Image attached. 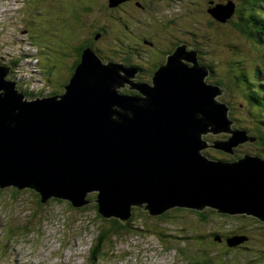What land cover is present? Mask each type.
I'll list each match as a JSON object with an SVG mask.
<instances>
[{"label":"water","instance_id":"water-1","mask_svg":"<svg viewBox=\"0 0 264 264\" xmlns=\"http://www.w3.org/2000/svg\"><path fill=\"white\" fill-rule=\"evenodd\" d=\"M209 13L226 23L235 5ZM10 72L0 66L1 188L32 189L42 203L56 198L73 207L96 192L106 219L128 220L140 206L152 216L213 208L264 221V158L223 161L204 153L234 156L250 139L236 138L229 104L217 100L226 89L208 81L210 69L187 44L173 49L151 82L137 81L135 67L105 62L91 47L60 94L30 100L7 79ZM208 134L230 137L211 143Z\"/></svg>","mask_w":264,"mask_h":264},{"label":"rangeland","instance_id":"rangeland-1","mask_svg":"<svg viewBox=\"0 0 264 264\" xmlns=\"http://www.w3.org/2000/svg\"><path fill=\"white\" fill-rule=\"evenodd\" d=\"M70 1L72 0H49L48 3L51 2V4L59 3L56 6H59L60 10L51 7L50 16L45 14L44 20L48 22L53 19L55 23L61 19H57L58 15L68 17L72 8ZM87 1L93 7L90 12L78 10L80 17H83V20H93L97 26L106 24L110 30L105 32L104 39L96 44V48L101 49L100 57L105 62L112 60L121 63H124L126 58L133 67L143 66L145 71L138 74L140 77L137 79L151 81L153 72L163 65V58L166 62L168 55L177 44L185 43L189 49H197L201 62L213 65V70L215 69L211 72L213 76L208 77V81L214 83L216 80H221L228 86L217 100L229 104L228 114L229 119L233 121L232 129L241 132L236 135V138L244 136L243 138L250 139L237 146L234 156L250 153L264 158V108L256 106V103L250 105L246 98L252 89H256V96L264 97V89H260V87L264 88V54H261L264 53V48L260 44L257 47L256 42L244 38L233 24L238 22V12L243 11L245 16L249 17L251 12L246 10L245 6H241L238 0H217L219 4L235 5L233 22L225 23L208 13L209 8L217 4L212 3L211 7L212 0L156 1L154 6L156 8L147 12H141L132 6L129 15L116 13L114 16L108 15L109 0H83L81 3ZM15 4L16 2L11 0H0L2 25L13 20L11 13H15ZM258 6L264 9V0ZM47 7L48 5H44V8ZM20 16L19 14L18 28L9 40L17 41L18 39L20 42L27 39L26 26L20 33L22 24ZM122 22L129 25V28H124ZM45 35L42 41L50 46L51 40L48 38V33ZM143 35L148 36L147 38L155 45L150 46L149 41L146 43ZM36 39L37 37L34 38L35 41ZM7 43L8 41L4 45L0 43V56L7 52L18 55L20 48H16L17 43L6 45ZM51 45L53 48L56 46ZM28 49L35 50L33 46H29ZM43 57L41 55L39 65L41 63L45 65L48 62ZM33 58L37 57H28L31 62L27 59L28 69L22 65L26 63L23 57L16 66L22 76L32 82L19 83L21 91L27 89L26 93L32 90L35 93L42 92L44 96L55 95L49 92L60 91L62 86L56 80L52 82L46 80L48 86L39 75L32 76L37 74L34 63L38 64V60ZM61 67L62 65L54 70L50 68L53 79L56 78V70L61 72ZM257 67L262 71V75L256 80L247 79L244 82L237 79L242 72L250 74L251 71L255 72ZM150 70L153 71L151 75ZM246 83L253 86L245 90ZM62 92L63 90L56 94ZM258 102L264 104L262 99H258ZM260 134L263 135V139L258 138ZM228 137H230L229 134L205 136L211 143L212 140ZM252 137L256 139L252 141ZM257 140H262L263 145L258 144ZM206 151L212 157L225 159L232 157L213 148H207L204 153ZM31 190L22 189V193L16 195L17 197L13 195V192L0 195V264H88L89 246L94 239V234L102 225V221L97 217V211L88 207L91 202L82 207H72L69 200H59L60 202L50 201L43 207L40 203L42 195ZM84 207L87 210H83ZM244 214L247 215V213L234 214V217L225 219L214 215L209 217L206 221L208 223L200 224L201 220L196 219L190 212H175L171 216V225L160 222L163 224L161 226L157 220L153 222L154 226L161 228L160 233L171 236V242H168V237L162 239L155 233L139 231L137 235L115 239V254H113L115 257L113 255V257H105L100 264H205L206 262L209 264L210 261L214 264H222L226 258L225 253L230 254L228 257L231 264H264V225H259L262 221L259 222L260 219L256 216L247 215L253 219L238 216ZM148 220L152 219L148 214H144V221L148 223ZM194 226H197L194 230H198L199 227L203 231L214 232L218 238L209 233L206 236V240L210 242L208 245L202 239L194 238L197 234L193 231ZM230 230H238L237 234L247 233L249 238L246 241L250 248L241 246V241H236L235 245L230 244L234 248H229L227 242L222 239L226 236L221 233ZM178 243L183 245L180 254L175 250ZM169 248L173 250L168 251Z\"/></svg>","mask_w":264,"mask_h":264},{"label":"trees","instance_id":"trees-1","mask_svg":"<svg viewBox=\"0 0 264 264\" xmlns=\"http://www.w3.org/2000/svg\"><path fill=\"white\" fill-rule=\"evenodd\" d=\"M238 2H239V4L241 6H243V7L245 6L246 10H249L251 12L248 15L249 17H246L244 12L241 11V12H238V16H239V18L237 19L238 22H233L232 17L235 16L233 14L232 17L230 19H228L226 23L233 22L234 26L239 31V34H241L244 38H246L249 41L256 42L257 43L256 44L257 47H259L258 44H260L264 48V27H263L264 26V9L261 6H258V5L261 4V2H263V0H238ZM210 3H211V7H212V3L213 4L217 3L216 5L219 4L217 0H212ZM111 6H114V3H112ZM236 10H237V7H236ZM208 13H209V10H208ZM60 18L61 19L57 20L55 23L53 21H51V23H48L46 28H45V31H44L43 35L48 33V38L51 40V43H49L50 46L46 47L47 52H49L51 57H53V58L57 57V58L60 59V60H53V63H57V64L60 63L58 65L59 68H60V65H62L61 72L56 70L57 74L67 73V79L64 82H62V88L60 89V91L63 90V92H64V86L68 83V81H69L68 79L71 78L70 76L73 75L74 72H75V69L69 71L67 69L68 66L67 65L65 66V64H63V63H66V60L68 58H70V54H68L66 52H70L69 51L70 42L73 41V37H74L75 33H74L73 29L70 26L68 28V27H66V25H64V20H65L64 16L61 15ZM239 21H241V22H239ZM123 27L128 29L129 25L123 23ZM62 32H65V33L62 34ZM171 36H172V34H171ZM147 37L144 36V39L145 40L148 39ZM51 44L56 45L55 48H53ZM195 50L198 51L197 49H195ZM64 51L67 54L65 56V57H67V59L61 60L62 59L61 56H62V53ZM80 54L82 55V52H80ZM80 54H79V56H80ZM261 54H264V53H261ZM124 60H125L124 63H126L127 65L129 64L128 66H131L130 65V61L128 59L125 58ZM79 61H81V60H79ZM17 62L18 61L15 60V59H11V60H9L7 62V65L11 66V68L13 69V70H11L12 71V73H11L12 75H13V71L15 70V68L17 66ZM201 63H203V62H201ZM78 64H79V62H78ZM203 65L208 67L211 72H213L215 70V69L213 70V65H210V64H207V63L206 64L203 63ZM135 68L138 70V72L140 71L139 73L137 72L136 77H140V76H138V74H142L145 71L143 66L142 67L138 66V67H135ZM154 73H153V75H154ZM261 75H262V71L260 70L259 67H257L255 72L251 71L250 74H248L247 72H242L239 76H237V79L244 80V82L247 81V79L252 81V80H256ZM9 78H11V75L9 76ZM235 80H236V78H235ZM137 81H139V82H148L146 80H143L142 78H138ZM151 81H152V79H151ZM151 81H149V82H151ZM214 83L220 85L223 88H225V87L228 88V86L225 85L223 83V81H221V80H216V81H214ZM263 85H264V83H263ZM245 86H246L245 90H248V88L250 86L252 87L253 85H251L249 83H246ZM17 88L20 89V86L17 85ZM260 89H264V88L260 87ZM27 91H28L27 89H24V91H22V92L26 95L27 98H29L31 100H33L34 97H36V96H44V94L42 92L35 93L32 90H30L29 94H27L26 93ZM56 91L57 90H54V92L50 93V94H56L57 92H60V91H57V92ZM123 92L127 93V94L128 93L129 94H137V92H132L128 88H126ZM256 94H257L256 93V89H252L251 92L248 95H246L248 103L250 105L251 104L254 105L253 103H256V106H259V107L263 106V108H264V104L262 102H258V99H262L263 102H264V97L262 96V98H260L259 96H256ZM263 124H264V122H263ZM262 136L263 135L260 134V135H258V138L263 139ZM205 139H207V138H205ZM257 141H258V144L260 143L261 145H263V141L262 140H260V141L257 140ZM205 154L207 156H209L210 158H212V159H218V160H223V161L236 160V159H238V158H240V157H242L244 155L242 153V154H239V155H236V156H232V157H230V159H225V158H217L215 156L212 157V156L209 155V153L207 151L205 152ZM31 191L35 193V191H33V190H31ZM7 192L8 193L9 192H13L14 193L13 195L15 197H17L16 195L21 194L22 190H20L19 188H16V187H7V189H4V188L0 187V195L5 194ZM97 197H98V194L96 192L95 193H89V196H88V201L91 202V205L88 206V207L94 208L97 211L96 212L97 213V217L102 221V225L100 226L98 232L96 234H94V239H93V241L91 242V244L89 246L88 264H100V262L102 261L103 258H105V257H108V258L109 257H113L114 256L113 254H115V251H114V248H115L114 240L118 239V238L123 239V238H126L127 236H131V235H137L139 231H147L149 233H155L156 235H158L162 239L168 237L167 238L168 242H171V236L167 235V234L160 233V231H161L160 229L161 228L154 226L153 222L157 220L158 223L161 224V226H163V224L160 223V222H163L164 224H167V225H171L172 224L171 223L172 222L171 216L175 212H180V211L181 212H183V211L190 212V213H192V215H194V217L196 219L201 220V221H199L200 224L208 223L206 221L209 219L210 216H214V215L217 216V217H221L222 219L230 218L232 216L234 217V215L219 213L216 209H213V208H206L204 211H198L196 209L185 208V207H183V208H181V207L172 208V209L164 212L161 215L152 216L151 214H149L148 211L145 212L140 206H134L132 208L131 216H130V218L128 220H122V219L116 218V217H111L109 219H106L102 215H100V213H99L98 203L96 204ZM50 201L60 202L59 199L51 198L45 203H42V201L40 203H41V205L43 207H45V205L49 204ZM71 206H72V204H71ZM82 209L83 210H85V209L87 210L86 207H84ZM144 214H148L149 218H151L152 220L151 221L148 220V223L145 222L144 221ZM238 216L239 217L252 218V217H248L246 214L238 215ZM259 222H261V220ZM259 225L263 226L264 225V221H262ZM196 227L197 226L193 227V231L197 233L194 236V238H200L204 242L208 243V245L210 244V242H208L206 240V236L209 235V233H211V235L215 236V238H218L217 237L218 235L216 236V234L214 232H211V231H208V230L203 231L199 227H198V230H194ZM25 231H27V229H25ZM236 231H238V230H230V231H226V233H224V232L221 233L220 232L223 236H226V238L222 237V239H224L227 242L228 247L229 248H234L233 246H230V244L231 245H235L236 241H241V243H240L241 246H245V248L246 247L250 248L249 246H247L248 242L246 241L249 238L248 234L247 233L243 234L241 232L239 234H237ZM186 241H188V240H186ZM184 242H185V240H184ZM216 245H219V244H216ZM182 246L178 243V246L175 247V250L178 251L179 254L181 253ZM211 247L214 248L213 245H211ZM224 247H225V245H224ZM106 248H107V250H106ZM169 250H173V249L169 248L168 251ZM225 250H226V248H225ZM225 255H226V258L223 260L222 264H231V261L229 259L230 254L227 255L225 253ZM122 257H124V256H122ZM205 264H208V262H206ZM209 264H214V262L210 261Z\"/></svg>","mask_w":264,"mask_h":264},{"label":"flooded vegetation","instance_id":"flooded-vegetation-1","mask_svg":"<svg viewBox=\"0 0 264 264\" xmlns=\"http://www.w3.org/2000/svg\"><path fill=\"white\" fill-rule=\"evenodd\" d=\"M48 1L49 0H29L26 7L22 9L20 19H21V23L23 24V26L27 27L26 32H27V36L29 37L28 38L29 42L31 45H34L36 47L37 49L36 54L39 55V60L42 55V57L44 56L48 61L46 63L44 62L45 65L41 63L42 72H44L45 74L43 75L44 76L43 78L51 82L53 80H56L62 86V82H64L67 79V73L56 74L55 79L51 77L53 76V73H50V68H53L54 70L58 67V64L53 63V60H60V59L57 57H54V58L51 57L49 52H47V49H46V47H48L47 44L42 41L43 36H46V35H43L45 28L47 26L46 24L51 23V21H53V19H50L48 20V22H46V20H44V15L46 14L50 16L49 14H50L51 7H55V9H57L58 11L60 10V7L56 6V5H59V3L55 5V4H51L52 1L50 3H48ZM82 1L83 0L70 1L71 6H72L71 10L69 11L70 15L64 18L65 19L64 25H66V27L68 28L70 26L75 33L73 37V41L70 42V47H69L70 52H66L70 54V58L67 59V57H65L67 55L65 51L62 53V56H61L62 57L61 60L67 59L66 63H63V64H65V66L66 65L68 66L67 69L69 71L75 69L78 62H80L79 61L81 60L80 52H82L86 47H91L94 51H96L99 54L101 49L96 48V44L97 42H100L104 39L103 37L105 35V32L106 33L110 32V30H108L107 25L97 26L94 24L93 20L91 19L83 20L82 19L83 17L82 18L80 17V15L78 14V10L90 12L91 8L93 7V6H90V3L88 1L86 3H81ZM156 1L166 2L169 0H116V2H114V6H111L110 3L108 4V9H109L108 15L114 16L116 13H119V14L123 13L125 15H129L130 14L129 10H130V7L132 6L133 8H136L137 10H140L141 12H147L151 9L156 8L154 7L156 5L155 3ZM44 5H48V7L44 8ZM126 7H128V9H126ZM19 12L20 11L18 10L16 14H19ZM111 12H114V13H111ZM58 16H59L58 17L59 19L61 15H58ZM87 31H89V33H86ZM36 37L37 39L35 41L34 38ZM145 42L146 43L148 42L150 46L155 45L153 41L148 40V39H146ZM164 63L166 62L163 58L162 64ZM152 72L153 71L150 70L149 74L151 75ZM46 80L45 82H47Z\"/></svg>","mask_w":264,"mask_h":264},{"label":"bare ground","instance_id":"bare-ground-1","mask_svg":"<svg viewBox=\"0 0 264 264\" xmlns=\"http://www.w3.org/2000/svg\"><path fill=\"white\" fill-rule=\"evenodd\" d=\"M9 1V0H8ZM3 23V22H2ZM33 60H34V58H33ZM34 67L36 68V72H37V75H40L41 74V71H40V68H39V66H38V64L37 63H34ZM40 72V73H39ZM51 96V95H50ZM88 196H89V193H88ZM88 196H87V201H88ZM96 204H97V202H96ZM143 209V208H142ZM147 211V210H146Z\"/></svg>","mask_w":264,"mask_h":264}]
</instances>
